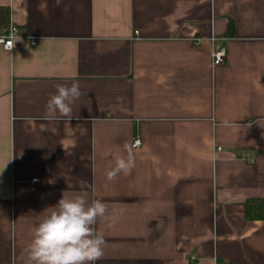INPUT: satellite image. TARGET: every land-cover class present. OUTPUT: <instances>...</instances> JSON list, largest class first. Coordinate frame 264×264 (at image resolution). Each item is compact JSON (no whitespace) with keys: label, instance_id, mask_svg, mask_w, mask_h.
<instances>
[{"label":"crops","instance_id":"0c3cea01","mask_svg":"<svg viewBox=\"0 0 264 264\" xmlns=\"http://www.w3.org/2000/svg\"><path fill=\"white\" fill-rule=\"evenodd\" d=\"M0 6L19 30L0 46V264H23L39 221L82 190L116 217L94 225L96 264H264V221L244 212L264 198V0ZM73 82L74 118L50 119Z\"/></svg>","mask_w":264,"mask_h":264},{"label":"clouds","instance_id":"9594fccd","mask_svg":"<svg viewBox=\"0 0 264 264\" xmlns=\"http://www.w3.org/2000/svg\"><path fill=\"white\" fill-rule=\"evenodd\" d=\"M82 95L78 82L71 86L57 85L56 93L46 104L49 118L72 120V105ZM134 166L131 152L126 159L118 156L115 166L106 172V179L113 181ZM81 187H86L85 181H81ZM98 219L115 221L116 217L108 215L107 205L101 200L89 202L87 191L71 198L63 194L54 210L35 227L32 240L21 255L23 264H96L103 256L105 244L103 235L94 228Z\"/></svg>","mask_w":264,"mask_h":264},{"label":"built area","instance_id":"2783aa9c","mask_svg":"<svg viewBox=\"0 0 264 264\" xmlns=\"http://www.w3.org/2000/svg\"><path fill=\"white\" fill-rule=\"evenodd\" d=\"M19 30L16 26L10 25L8 29H4L0 32V46L6 50H12L14 47V40L18 37ZM138 34V32H136ZM211 42L214 45V50L212 53L213 64L219 65L223 63L226 59V49L225 47L218 44V39L212 37ZM200 41V39L198 40ZM143 141L140 136H136L132 141V147L138 149L142 146ZM39 179H32L31 184H35Z\"/></svg>","mask_w":264,"mask_h":264},{"label":"trees","instance_id":"16d2710c","mask_svg":"<svg viewBox=\"0 0 264 264\" xmlns=\"http://www.w3.org/2000/svg\"><path fill=\"white\" fill-rule=\"evenodd\" d=\"M10 26V8L0 6V32ZM244 212L248 220L264 221V198H251L244 202Z\"/></svg>","mask_w":264,"mask_h":264}]
</instances>
